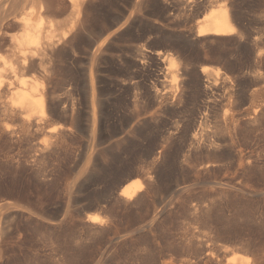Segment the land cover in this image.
<instances>
[{
    "label": "rangeland",
    "instance_id": "1",
    "mask_svg": "<svg viewBox=\"0 0 264 264\" xmlns=\"http://www.w3.org/2000/svg\"><path fill=\"white\" fill-rule=\"evenodd\" d=\"M138 1L94 0L95 29L120 19L105 36L77 39L61 59L39 53L38 70L15 77L23 86L12 80L0 91V264H224L234 253L264 264V0ZM223 2L236 33L195 41L197 21ZM60 12L57 23L71 9ZM18 27H1L0 64L13 63ZM109 34L103 53H93L92 41ZM139 47L174 61L139 64ZM201 66L214 86L210 107ZM91 78L101 108L94 132ZM19 89L48 93L52 114L26 123L24 111H9ZM126 180L141 185L131 200L118 195Z\"/></svg>",
    "mask_w": 264,
    "mask_h": 264
},
{
    "label": "bare ground",
    "instance_id": "2",
    "mask_svg": "<svg viewBox=\"0 0 264 264\" xmlns=\"http://www.w3.org/2000/svg\"><path fill=\"white\" fill-rule=\"evenodd\" d=\"M97 1V0H96ZM99 1V0H98ZM140 1V0H139ZM138 1V2H139ZM150 1V0H149ZM148 1V2H149ZM180 1V0H179ZM94 0H0V9L3 14L0 15V30H3L1 27L3 25H9L10 23H13L14 25L22 27V35L20 37H17L14 39V42L16 43L15 49L17 50L16 52H12L11 57H13V63L11 64L8 63H1L0 65H3V70L8 72L11 76L10 77H5L4 74L1 75L0 73V91L4 87H9L13 84L12 80H15V77L18 72H23L25 69H27L29 66L31 68H35L34 64V59L35 57L40 53L42 58H63L64 56H67L69 54L74 53V44L77 39H83L86 38L94 39V37H99L104 34L108 28L114 25V23L118 22L120 19L115 18L117 20L113 21L114 23L111 24L110 22L104 23V21L99 22V27L96 30L92 26V19L91 15L89 14V9L92 6ZM147 2V1H146ZM144 2V3H146ZM178 2V1H177ZM184 2V1H183ZM199 2V0H198ZM197 0H186L185 7L190 5H195L198 3ZM225 2H229L226 1ZM143 3V1H142ZM233 3V2H232ZM151 4V3H150ZM201 4V3H200ZM203 4V3H202ZM94 5V4H93ZM148 5V4H146ZM205 5V4H204ZM210 5V4H209ZM201 6V5H200ZM232 6V5H230ZM139 7V6H138ZM145 9V5L143 4L140 6L138 9L143 8ZM148 7V6H147ZM181 7V6H180ZM193 7V6H192ZM203 7V5L201 6ZM71 9V14L68 16L67 20L62 22V23H57L55 20V17L59 15L63 9ZM92 8V7H91ZM136 8V7H135ZM134 8V9H135ZM200 8V7H199ZM62 9V10H60ZM136 9V10H138ZM178 9V8H177ZM181 9V8H180ZM190 9V8H189ZM198 9V8H197ZM209 9V8H208ZM60 10V11H59ZM92 10V9H91ZM90 10V11H91ZM98 10V9H97ZM192 10V9H191ZM93 11V10H92ZM183 11V10H182ZM185 11V10H184ZM196 11V10H195ZM201 11V10H200ZM100 12V11H99ZM198 12V11H197ZM208 12V11H207ZM233 11L230 10L228 4L223 2V5L218 9L215 10L214 12L210 13L209 9V14H206V16H203L200 20L197 21L196 26H195V32H194V38L197 41L198 39H202L205 37H211V38H217V37H225V36H231L234 33H236V28L234 26V22L236 18H234L232 13ZM235 12V11H234ZM182 13V12H181ZM180 14V13H179ZM196 14V12H195ZM205 14V12H204ZM90 15V16H89ZM96 14H94L95 16ZM117 16V15H116ZM260 16V15H259ZM54 17V18H53ZM115 17V16H114ZM120 17V16H119ZM238 17V16H237ZM99 18V17H98ZM97 18V19H98ZM122 18V17H121ZM260 18V17H259ZM191 19V18H190ZM239 19V18H238ZM257 19V18H256ZM262 19V18H261ZM94 20V19H93ZM98 20H95L97 23ZM263 21V20H262ZM5 23V24H2ZM110 23V24H109ZM179 23V22H178ZM183 23V22H181ZM190 23V22H189ZM259 23V22H258ZM117 24V23H116ZM247 24V23H246ZM94 25V24H93ZM96 25V24H95ZM178 25V24H177ZM264 25V24H263ZM8 27V26H7ZM18 27V28H19ZM125 27V26H124ZM247 28V27H246ZM5 29V28H4ZM9 29V28H8ZM113 29V28H112ZM249 29V28H248ZM263 30V29H262ZM109 32V30H108ZM238 32V31H237ZM120 34V33H119ZM7 35V34H6ZM245 35V34H244ZM105 36V34H104ZM111 34H109L107 37H105L102 41L99 43L95 44L92 41V44H94V51L93 53H103V49L106 48L107 43L110 42V39L112 38ZM261 37V36H259ZM11 38V37H10ZM101 38V37H100ZM117 38V37H116ZM159 38V37H158ZM162 38V36H161ZM163 38L165 39L166 36L163 35ZM162 38V39H163ZM170 38V37H169ZM209 39V41H212L213 39ZM239 38V37H238ZM258 38V37H257ZM96 39V38H95ZM167 39V38H166ZM192 39V38H191ZM229 39V38H228ZM41 41L40 43L38 41ZM78 40V41H79ZM172 40V39H171ZM170 40V41H171ZM175 40V39H174ZM231 40V39H230ZM234 40V39H233ZM238 40V39H236ZM253 40V39H252ZM90 41V40H89ZM96 41V40H95ZM193 41V40H192ZM199 41V40H198ZM204 41V40H203ZM221 41V40H219ZM5 39L4 36L0 35V47L5 45ZM113 42V41H111ZM164 42V41H163ZM172 42V41H171ZM206 42V41H205ZM241 42V41H240ZM239 42V43H240ZM167 43V42H165ZM170 43V42H169ZM173 43V42H172ZM193 42H191L192 44ZM196 43V42H195ZM214 43V42H213ZM252 43V41H251ZM197 44V43H196ZM212 44V42H211ZM177 45V43H176ZM194 45V44H193ZM247 45V44H246ZM263 45V44H261ZM93 46V45H92ZM168 46V45H167ZM166 46V47H167ZM173 46V45H172ZM178 46V45H177ZM176 46V48H177ZM183 46V45H182ZM148 47V46H145ZM252 47V46H251ZM89 48V47H88ZM140 48V47H139ZM158 48V47H157ZM169 48V47H168ZM167 48V49H168ZM190 48V46H189ZM136 49V48H135ZM160 49V48H159ZM181 49V48H180ZM192 49V48H191ZM251 49V48H250ZM259 49V48H258ZM93 50V49H92ZM262 50V49H261ZM264 50V49H263ZM262 50V51H263ZM87 51V50H86ZM85 51V52H86ZM139 55V59L135 57V61H137L139 64H144V59L152 60V62H156L161 60V57L163 59L167 60V62H173V57L172 54L168 53H163L162 51H153V50H147L140 48L139 50H136ZM185 51V50H183ZM262 51H260L257 56H261ZM145 52V53H143ZM165 52V51H164ZM88 53H90L88 51ZM92 53V54H93ZM100 53V54H101ZM229 53V52H228ZM256 53V52H254ZM264 53V52H263ZM135 54V53H134ZM125 55V54H124ZM263 55V54H262ZM70 56V55H69ZM75 56V55H74ZM92 56V55H91ZM230 56V55H228ZM38 57V56H37ZM40 57V56H39ZM39 59V58H37ZM162 60V61H164ZM227 60V59H226ZM255 61V60H254ZM58 62V61H57ZM56 62V63H57ZM62 62V61H60ZM129 62V61H128ZM133 62V60H132ZM146 62V61H145ZM252 62V61H251ZM159 63V62H158ZM55 64V63H54ZM121 64V63H120ZM129 64V63H128ZM136 64V63H135ZM152 64V63H151ZM227 64V63H226ZM245 64V63H244ZM256 64V63H255ZM145 65V64H144ZM228 65V64H227ZM259 65V64H258ZM28 66V67H27ZM137 66V65H136ZM143 66V65H142ZM229 66V65H228ZM2 67V66H1ZM29 67V69H30ZM38 67V66H37ZM35 68V70L37 69ZM61 67V66H60ZM208 67V66H207ZM206 66L202 67L199 69V75L197 78L200 76L202 80V94L203 97L206 98L205 105L210 107L211 104L209 101L208 93L210 91L211 87H214L213 85H210L208 83V78L204 77L206 74H208V68ZM41 68V67H39ZM45 68V67H43ZM41 68V69H43ZM122 68V67H121ZM131 68V67H130ZM211 68V67H210ZM209 68V69H210ZM244 68V67H243ZM40 69V70H41ZM46 69V68H45ZM138 69V68H137ZM147 69V68H146ZM236 69V68H235ZM234 69V70H235ZM247 69V68H246ZM38 70V69H37ZM53 70V69H52ZM128 70V69H127ZM126 70V71H127ZM133 70V69H132ZM145 70V69H144ZM151 70V69H149ZM232 70V69H231ZM255 70V69H254ZM258 70V69H257ZM42 71V70H41ZM45 71V70H44ZM58 71V70H57ZM56 71V72H57ZM156 71V70H155ZM213 71V70H211ZM230 71V70H229ZM237 71V70H236ZM239 71V70H238ZM247 71V70H246ZM250 71V70H249ZM3 72V71H1ZM122 72V71H120ZM128 72V71H127ZM149 72V71H148ZM157 72V71H156ZM254 72V71H253ZM7 73V74H8ZM125 73V72H124ZM210 73V72H209ZM218 73V72H217ZM246 73V72H245ZM258 73V72H257ZM127 74V73H126ZM149 74V73H148ZM151 74V73H150ZM213 75L214 72H212ZM250 74V73H249ZM252 74V73H251ZM254 74V73H253ZM43 75V74H42ZM123 75V74H122ZM258 75V74H257ZM7 76V75H6ZM195 76V75H194ZM18 77V76H17ZM16 77V78H17ZM152 77V76H150ZM210 77V76H209ZM258 77V76H257ZM123 78V77H122ZM212 78V77H211ZM215 78V77H214ZM216 79V78H215ZM261 79V78H260ZM200 80V79H199ZM211 80V79H210ZM209 80V81H210ZM18 86L21 87L25 84V82L22 79H18ZM130 82V81H129ZM258 82V81H257ZM121 83V82H120ZM125 83V81H124ZM220 83V82H219ZM227 83V82H226ZM259 83V82H258ZM225 84V83H224ZM262 84V83H261ZM132 85V84H130ZM153 85V84H152ZM216 86V85H215ZM89 88V87H88ZM30 89L34 90L33 87H30ZM172 89V87L170 88ZM215 89V88H213ZM258 90V89H257ZM171 91V90H170ZM169 91V92H170ZM44 92V91H43ZM161 92V91H160ZM167 92V91H166ZM222 92V91H221ZM216 93V92H215ZM48 94V93H47ZM46 93H42L43 98H37L31 93L26 92L23 89H19L16 91L12 98L11 101L8 105L9 111L12 109L15 111L20 112L24 111L25 115L23 114V121L27 123L34 115H38L39 119H45L49 115L52 114L53 109L52 108H44L45 107V95ZM89 94V93H88ZM101 94V93H100ZM161 94V93H160ZM214 94V93H213ZM98 95V94H97ZM173 95V94H172ZM217 95V94H216ZM229 95V94H228ZM158 96V95H157ZM156 96V97H157ZM211 96V95H210ZM220 96V95H219ZM168 97V96H167ZM174 97V96H173ZM231 97V96H230ZM48 98V97H47ZM162 98V97H159ZM171 98V97H170ZM169 98V99H170ZM223 98V97H222ZM49 99V98H48ZM164 101H166V97L162 98ZM161 99V100H162ZM217 99V98H216ZM224 99V98H223ZM90 108L91 112L88 113L87 115V120L86 122L89 124V129L94 132L95 126L97 123L101 122L97 116V113L101 110V108H96L95 104L99 107L100 105V99H97V96H95L94 88H93V82L92 78L90 79ZM219 100V99H217ZM154 101V100H153ZM174 101V99H173ZM177 101V99H176ZM156 102V101H155ZM161 102V101H160ZM212 102V101H211ZM203 103V102H202ZM50 104V103H49ZM166 104V103H165ZM170 105V104H169ZM172 105V104H171ZM168 106V105H167ZM179 107V106H178ZM58 110V109H57ZM208 110V109H207ZM13 112V113H14ZM101 112V111H100ZM18 114V112H15ZM97 116V117H96ZM101 117V115H100ZM34 118V117H33ZM37 118V116H36ZM32 120V119H31ZM38 120V119H37ZM232 120V118H231ZM198 121V120H197ZM229 121V120H228ZM233 121V120H232ZM201 122V121H200ZM236 122V121H235ZM228 123V122H227ZM226 123V124H227ZM233 125V122H231ZM225 124V123H224ZM237 124V123H236ZM235 124V125H236ZM232 125H230L231 128ZM233 125V126H235ZM199 126V125H198ZM223 127V126H222ZM226 127V126H225ZM175 130V129H174ZM232 130V129H231ZM230 130V132H232ZM197 133V136L199 135L197 130H195ZM175 132V131H174ZM178 133V132H177ZM224 133V132H223ZM194 134V133H193ZM192 134V135H193ZM173 135V134H172ZM204 135V134H203ZM227 135V134H226ZM234 136V135H233ZM190 137V136H189ZM195 136H192V138ZM211 137V136H210ZM226 137V136H225ZM235 137V136H234ZM206 138V137H205ZM212 138V137H211ZM169 139V138H168ZM173 139V138H171ZM196 139V138H195ZM174 140V139H173ZM194 140V139H192ZM197 140V139H196ZM208 140V139H207ZM206 140V141H207ZM224 140L227 141V138ZM230 140V139H229ZM199 141V140H197ZM225 141V142H226ZM200 142V141H199ZM211 142V140L209 141ZM189 143V142H188ZM194 143V142H193ZM196 143V142H195ZM194 143V144H195ZM216 143V142H215ZM219 143V142H218ZM206 144V143H205ZM212 144V143H211ZM209 144V146L211 145ZM228 144V143H227ZM172 145V144H171ZM202 145V144H200ZM199 145V147H200ZM207 145V144H206ZM226 145V144H224ZM170 146V145H169ZM191 146V145H190ZM195 146V145H194ZM197 146V145H196ZM193 147V146H192ZM205 147V145H204ZM117 148V147H116ZM215 148L216 145H215ZM165 149V148H164ZM203 149V145H202ZM212 149V148H211ZM204 150V149H203ZM206 150V149H205ZM210 150V149H209ZM217 150V149H216ZM215 151V150H214ZM164 152H166L164 150ZM211 152V151H209ZM219 152V151H218ZM197 153V152H196ZM199 154V153H198ZM159 155V154H158ZM162 156V155H161ZM212 156V155H211ZM215 156V155H214ZM164 157V156H162ZM207 158V157H206ZM210 158V157H209ZM215 159V158H214ZM208 160V159H207ZM210 160V159H209ZM218 161V160H217ZM215 162V161H214ZM205 163V162H204ZM206 164V163H205ZM209 164V162H208ZM213 164V163H212ZM200 166V165H199ZM210 166V165H209ZM204 167V166H203ZM210 173V172H209ZM211 174V173H210ZM130 177H126L127 179H130ZM123 180V179H122ZM124 181V180H123ZM127 182V180H126ZM129 182V181H128ZM125 183L124 187L120 189L118 195L122 197L124 200H131L138 192L141 190V185L138 182H129ZM204 189V188H203ZM197 190V189H196ZM202 190V189H201ZM208 190V189H207ZM179 191V190H178ZM188 193V192H187ZM195 193V192H194ZM204 193V192H203ZM186 195V193H185ZM205 195V194H204ZM197 196V195H196ZM203 199V197H202ZM208 200V199H207ZM202 201V200H201ZM185 203V202H184ZM192 203V201H191ZM184 205V204H183ZM203 205V204H202ZM191 206V205H190ZM199 206V205H198ZM180 208V207H179ZM195 216V215H194ZM88 221L90 222H97V217L91 216L87 217ZM195 238V237H194ZM209 238V237H208ZM211 241V240H210ZM215 243V242H214ZM191 245V244H190ZM196 245V244H195ZM208 245V243H207ZM206 245V246H207ZM210 246V245H209ZM194 248V247H193ZM228 248V247H227ZM262 248V247H261ZM260 248V249H261ZM186 249V248H185ZM220 250V249H219ZM223 250V249H222ZM231 250V249H229ZM262 250V249H261ZM205 251V250H204ZM216 251V250H215ZM255 251V250H254ZM210 252V251H209ZM233 252V251H232ZM234 253V252H233ZM223 254V253H222ZM205 255V254H204ZM208 257V256H207ZM209 258V257H208ZM223 260L225 258H222ZM217 260V259H216ZM220 260V259H218ZM252 260V259H251ZM250 260V257L245 256L244 254H239V253H234L231 255L230 258L226 259V261L222 262L224 264H253L252 261ZM263 261V260H262Z\"/></svg>",
    "mask_w": 264,
    "mask_h": 264
}]
</instances>
